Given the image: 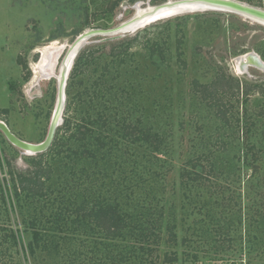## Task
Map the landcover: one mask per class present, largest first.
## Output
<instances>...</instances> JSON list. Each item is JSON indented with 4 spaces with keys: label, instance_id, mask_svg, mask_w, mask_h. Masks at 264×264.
I'll list each match as a JSON object with an SVG mask.
<instances>
[{
    "label": "rangeland",
    "instance_id": "rangeland-1",
    "mask_svg": "<svg viewBox=\"0 0 264 264\" xmlns=\"http://www.w3.org/2000/svg\"><path fill=\"white\" fill-rule=\"evenodd\" d=\"M166 1L0 0V120L21 139L42 141L56 102L59 66L75 37L116 26L137 7ZM239 1L264 9V0ZM127 38L129 43L115 48L125 49L122 56L98 59L95 71L94 65L86 68L73 83L70 70L65 107L70 102L72 112L85 121L105 117L109 138L119 145L114 156L101 149L95 155L102 160L96 163L87 154L74 155L73 166L97 169L125 203L131 194L146 198L142 217L148 223L121 231L117 241L85 228L84 237L62 239L37 248L34 257L23 256L10 230L22 227L25 206L10 199L8 207L0 194V264H114L119 250L124 255L115 264H264V71L252 65L240 71L236 63L247 52L264 61V24L206 10L162 17L114 40ZM100 39L90 37L78 53L87 45L114 41ZM54 44L63 46L57 49L59 57L49 63L51 74L39 78L35 66L42 48ZM219 76L222 84L215 91ZM97 80L110 86L104 97ZM220 106L228 121L217 117ZM230 112L240 117L239 126ZM123 117L131 123L125 139L117 124ZM151 132L159 144L134 139ZM155 144L158 150L150 152ZM28 156L0 131V183L6 194L11 184L6 160L21 170L31 167ZM53 165L55 179L61 167ZM126 205L131 212L141 207ZM23 237L26 243L29 235ZM142 238L146 241L135 253ZM94 241L100 242L97 247ZM82 242L85 247H79ZM105 249L111 252L104 255Z\"/></svg>",
    "mask_w": 264,
    "mask_h": 264
},
{
    "label": "trees",
    "instance_id": "trees-1",
    "mask_svg": "<svg viewBox=\"0 0 264 264\" xmlns=\"http://www.w3.org/2000/svg\"><path fill=\"white\" fill-rule=\"evenodd\" d=\"M124 41L129 43L127 38L87 45L77 54L74 60L70 72V81L74 77L85 73V69H89L90 66L94 65L91 70L95 71L98 59L101 60L109 56L113 60V57L122 56L125 49L118 50L115 48L119 47V44ZM107 46L111 48L109 52L105 51ZM107 65L103 67V72L107 69ZM222 80L223 77L221 76L216 78L215 91L217 87H220L218 85L222 84ZM231 81L226 79L224 83L229 84ZM97 82L100 87L97 86L100 97H104L105 91H110V86L105 85L104 81L97 80ZM234 89L239 90V81L236 82ZM227 91L228 88H223L222 93L226 94ZM85 93L87 94V92ZM95 97H97L95 94L90 96L91 101ZM221 109L220 106L216 113L217 117L228 121L226 110L222 111ZM228 115L233 116L234 123L239 126L240 117L236 114L233 115L231 112ZM127 121L128 118L126 117L117 121L121 130H123L122 139H125L129 134L128 127L131 123ZM106 126L105 117L103 118V116L88 117L86 121L81 116H77L76 113L72 112L69 102L65 107L63 122L56 129L49 148L44 152L27 157L31 162V167L17 170L13 168L9 160H6V173L9 175L13 190L11 191L10 184V192L6 194V188L0 183V194L4 204H7L8 207L12 206L10 199L12 203L17 202L18 205L16 203V206L19 208L25 206L21 218L22 227L16 229V231L10 230V237L14 244L20 247L23 256L29 253L30 256L34 257L37 248L46 249L62 239L67 238L70 240L75 235L84 237L86 229L92 235L97 234L108 241H117V239H120L121 231L128 230L139 223L142 225L148 223V219L142 217L147 214L145 208L149 205L146 198H140L137 197V194L130 193L132 195V198H129L131 201L125 203L123 197L111 193L113 189L107 186L105 177L102 173L97 172V169L94 168L91 172H88L85 166L80 168L73 166L74 155L79 159L80 155L87 154V157L96 163L97 158L102 160L101 157L95 155L101 153V149L105 148L104 151L107 152V155H113L114 151L119 150H117L119 145L116 140H110ZM139 134H135L134 139L159 144L156 137L157 133L151 132L147 136L143 135L142 138L139 137ZM157 144L152 147L150 152L158 150ZM149 147L151 146L149 145ZM68 158L71 159V163L67 162ZM63 160H65L64 163ZM55 162L59 163L61 169L54 179L53 164ZM192 173L193 175L196 174L195 172ZM191 179L197 180L194 176ZM53 181L55 182L53 183ZM115 183L118 187H121L123 181ZM134 185L138 186L137 184ZM137 203H140L141 207L136 212L129 211L126 204L137 207ZM158 213L160 214V210ZM23 233L29 235V240L26 243L23 240ZM121 237L123 238V236ZM139 241L135 246V253L142 249L140 247H143L146 239L142 238ZM98 243L94 241V247H97ZM80 245L85 247V242L80 243L79 247ZM110 252L111 250H109ZM109 253H107V249L103 251L104 255ZM100 255L103 258V255ZM116 255H118L116 258H119L120 255L123 257L124 253L119 250ZM115 259H113L114 264Z\"/></svg>",
    "mask_w": 264,
    "mask_h": 264
},
{
    "label": "water",
    "instance_id": "water-1",
    "mask_svg": "<svg viewBox=\"0 0 264 264\" xmlns=\"http://www.w3.org/2000/svg\"><path fill=\"white\" fill-rule=\"evenodd\" d=\"M136 9V13L132 17L116 26L111 28H92L75 37L73 42L68 45L59 66L56 102L44 139L36 143L23 140L15 135L4 121L0 120V131L9 143L28 155H35L49 148L56 129L63 122L62 115L65 107V87L68 74L78 50L90 37L101 36L100 41L114 40L162 17L206 10L231 12L264 24V9L239 0H167L157 5L144 8L137 7ZM236 63L240 71H245L249 65L264 71V61L254 52H247L236 57Z\"/></svg>",
    "mask_w": 264,
    "mask_h": 264
},
{
    "label": "bare ground",
    "instance_id": "bare-ground-1",
    "mask_svg": "<svg viewBox=\"0 0 264 264\" xmlns=\"http://www.w3.org/2000/svg\"><path fill=\"white\" fill-rule=\"evenodd\" d=\"M62 47L59 48V47L55 46V44H54V45H48V46L42 48L41 60L38 63V65L35 66L36 67L35 72L40 75L39 78L43 77V76L45 77L46 75L49 76L51 74L52 67H49V65H51L49 63H51V62L54 63V60H57V58L59 57V54H60V50H57V49L58 48L62 49Z\"/></svg>",
    "mask_w": 264,
    "mask_h": 264
}]
</instances>
